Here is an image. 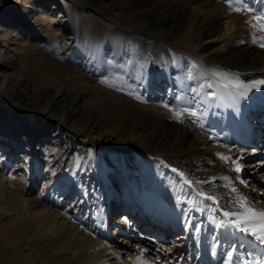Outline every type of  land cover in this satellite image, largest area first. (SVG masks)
<instances>
[{"label": "bare ground", "instance_id": "bare-ground-1", "mask_svg": "<svg viewBox=\"0 0 264 264\" xmlns=\"http://www.w3.org/2000/svg\"><path fill=\"white\" fill-rule=\"evenodd\" d=\"M15 1L0 0V14L11 6V17H0V131L9 133L8 119L15 136L23 130L35 133L14 139L0 132L8 141L0 143V264H114L113 259L131 254L119 264H136L141 255L148 264H177L183 251L195 256L192 264H222L226 249L214 247L213 238L222 231L216 227L218 212L197 192L214 195L221 204L233 195L246 196L248 205L264 211L244 190L259 193L255 182L246 187L247 172L241 178V162L264 155V51L250 42L236 44L243 35L249 41L264 39V22L250 15L260 11L264 18V0H247L251 11H234L235 0H54V11L40 0ZM58 17L67 25L61 26ZM20 27L36 29L45 41L33 48ZM213 35L236 48L224 52L215 44L219 58L207 61L194 48ZM155 57L165 66L155 67L151 76ZM193 111L196 116L188 115ZM51 126L52 145L42 149L44 158L34 153L35 177H27L31 168L19 167L20 161L14 165L10 157L15 149L7 146L8 157L1 147L17 145V152L30 154L33 142ZM76 139L82 151L71 155L68 149ZM207 140L215 144L213 151L203 148ZM26 159L31 163L30 155ZM44 159L50 179L34 195L45 176L38 172ZM132 163H142L137 179ZM245 166L256 174L264 170V160ZM89 171L94 193L95 181L103 188L109 171L123 180L127 207L140 213L123 212L117 201L124 200L108 195L114 192L109 185L105 205L97 197L100 191L91 197L96 211L86 210L87 191L72 205L74 216L63 209L58 190L69 193L67 184L81 189L82 181L87 189ZM230 171L238 174L237 184L229 182ZM233 187L237 193H231ZM118 212L123 214L115 220ZM190 222L201 230L194 233ZM177 224L182 233L162 244ZM115 231L118 241L136 244L110 245ZM249 251L246 259L253 264L264 259V246Z\"/></svg>", "mask_w": 264, "mask_h": 264}, {"label": "rangeland", "instance_id": "rangeland-1", "mask_svg": "<svg viewBox=\"0 0 264 264\" xmlns=\"http://www.w3.org/2000/svg\"><path fill=\"white\" fill-rule=\"evenodd\" d=\"M9 1V3L11 4V5H13L14 4V2H16L15 0H8ZM41 1V3L42 2H45L46 3V5H47V8H49V9H51V10H53L52 9V2H54V0H40ZM13 3V4H12ZM20 4V3H19ZM35 7V6H34ZM241 7V6H240ZM37 9V8H36ZM54 11V10H53ZM10 12H11V6L8 4V6H7V9L6 10H4V12H2L1 14H0V17H4L3 15H7V16H9V17H11V15H10ZM250 15H252V16H255V17H260V23L262 22H264V18H263V15L260 13V11H254V12H252V13H250ZM8 18V17H7ZM58 19L60 20V22H61V26L62 25H67V23L64 21L65 19H63V17H58ZM8 20H10L9 18H8ZM258 21V20H257ZM259 22V21H258ZM146 27V26H145ZM146 28H148V27H146ZM20 31H21V33H22V35H23V37L25 38V40H27L28 41V43L29 44H31L32 46H33V48H36V47H38L37 45H39L40 43H42V42H44L45 41V39H44V37H42V36H40V35H42V33L40 34V32H38L36 29L32 32H29L28 30H26V29H23L22 27H20ZM217 37V35H213V36H211V37H208V38H206V39H202L201 41V46H198L197 48H194L196 51H198L197 53H198V55H201V57L204 59V60H207V61H211V60H209V58H211V57H213V58H216V59H218L219 57H217V55H216V52L214 51V49L212 48V47H214L215 46V44L216 45H222L220 48L221 49H223L224 50V52H226V51H228V50H230V51H232V49L235 47V44H231V45H227V46H224V42H222V40L221 39H216V40H214L215 38ZM244 37V38H243ZM208 40H211V41H208ZM213 40H214V42H213ZM206 41V42H205ZM251 43L252 45H253V48H257L258 50H263L264 51V47H262L261 46V44L262 43H264V39H256V40H253V41H249V37L247 36V35H243L242 37H240L239 38V40H238V42L236 43V44H246V43ZM172 43V42H171ZM0 44H2V43H0ZM168 44H170V43H168ZM36 46V47H35ZM224 46V47H223ZM231 46V47H230ZM229 47V48H228ZM159 48V47H158ZM208 49V50H205L204 51V49ZM236 48V47H235ZM182 49H184L183 47H182ZM183 51H185V49L183 50ZM210 53H213V54H210ZM174 57V56H173ZM153 64L150 66L151 67V70H150V73H151V76H155L156 75V68H162V67H164L165 65H164V61H160L159 59H158V57H155V58H153ZM161 62V64H159ZM163 63V64H162ZM171 63L172 64H174V62L172 61V59H171ZM213 65H218V64H215L214 62H213ZM156 67V68H155ZM154 69H155V71H154ZM154 71V72H153ZM263 72H264V69L262 70ZM166 78V77H165ZM158 80V78H156L155 77V80L154 81H157ZM154 81H152V82H150V86H151V88L153 89V91H157L158 92V85L156 84V83H154ZM162 83L163 84H165V85H167V82H166V80L165 79H163L162 78ZM161 83V85H163ZM152 91V92H153ZM256 119V117H253L252 118V116H251V121H253V120H255ZM5 120H6V118H5ZM2 121H4V118L3 119H1L0 120V122H2ZM12 122V121H11ZM11 122H9L8 121V119H7V121H5V123L6 124H8L9 123V126H12L11 127V130L9 131V133L7 132V131H0L1 133H3V134H5L6 136H8L9 135V137H12V138H14V139H20V138H18V137H24L25 139H29L30 137H32V136H29V138H27V136L30 134V133H35L34 132V130L33 131H26V132H24V130L23 131H20V134H18V136L16 135L15 136V134H16V131H12L13 129H14V127H13V123H11ZM52 127V126H51ZM53 129H55V128H51V129H49V131L48 132H44V134L43 135H41L40 137H38V140H35L34 142H33V151H31V153L29 154L28 153V151L27 152H25L24 151V149H23V151L22 152H17V149H18V147H17V145H14V146H12V145H5V146H2L1 147V149H3V151H6L7 153L6 154H8V157H9V148H7V146L8 147H13L12 149H15V152H13V153H11V155H10V157L11 158H13V161L15 160V162H14V165L16 164V161H20L19 163H20V165H19V167L23 164V168H25V167H28V168H31V164H32V158L34 157L33 155H34V153H35V156H40V157H42L43 156V158H44V151L42 150L43 148H45L46 147V149L47 148H49L51 145H52V143H51V138L53 137V135H54V132L53 131H51V130H53ZM198 131L200 132L201 130L200 129H198ZM22 132H23V134H22ZM11 133V134H10ZM18 133V132H17ZM60 133V132H59ZM25 135H27V136H25ZM48 137H51L50 139L48 138ZM213 140V139H212ZM4 141L2 138H0V143H2V142ZM58 141H59V143L61 144V146L62 145H65V143L63 142L64 140H63V138L61 137V136H58ZM4 142H6V143H8V141H4ZM10 142V141H9ZM213 142L215 143V141L213 140ZM254 142V141H253ZM253 142L252 143H250V144H248L249 145V147H251V146H253L254 144H253ZM42 144V145H41ZM83 145L82 144V142L81 141H79V140H77L76 139V141H75V143H73L72 145H71V147L68 149V153L69 154H71V155H75L76 153H79L80 151H82L81 149V147H80V145ZM41 145V146H40ZM214 145L215 144H213V143H211L210 141H204L203 142V148L205 149V150H207V151H213V147H214ZM1 146V145H0ZM211 148V150H209ZM64 149H67V146H65V148ZM27 155H30V161H31V163H28V161H27V159H26V157H27ZM73 157V156H72ZM76 157V156H75ZM25 160V161H24ZM128 160H131V157L128 159ZM264 160V155H258V156H256V157H254V158H247V159H244L242 162H241V168H242V172H241V178L243 179V178H245V176H246V172H247V176H248V180H251L249 183H248V185L247 186H250L251 184H253L254 182H255V186H256V188H258V192L259 193H253L254 192V190L252 191V190H249L248 188H245L244 190H246V193H248L249 194V197H251V199H252V202L253 203H255V204H257L258 205V207L260 208V209H262V210H264V170L263 171H261V172H258V173H256V174H252L253 172H252V170L253 169H251V168H246V166L245 165H248L249 164V162H254V161H263ZM117 161L119 162V163H123L125 160L123 159V158H119V157H117ZM24 162H26V163H24ZM128 163H130V162H128ZM22 167V166H21ZM47 167V162H46V160L44 159V161H42L41 162V167H39V169H38V172L39 173H41V174H43V175H45L43 178H42V180H38L37 181V185L35 186V188H34V195H37L38 194V192H39V190L41 191V186H42V181L43 180H45V179H50L49 178V174H47V173H45V172H48V170L47 169H45ZM131 167H134V170H135V173H134V175H135V177H136V179L137 178H139L140 177V172H141V169H142V163H140V164H134V163H132L131 164ZM263 167V166H262ZM264 168V167H263ZM6 170V172H7V174H9L11 171H12V165H9V166H7L6 168H5ZM18 173H20V171H18ZM131 173H132V171H131ZM130 173V174H131ZM89 178L88 179H91V180H89L88 181V183H89V187L87 188V189H85V188H82L83 186H84V184H83V181H82V187H81V189H78V188H75V185L74 184H71V185H69V184H67L68 186L67 187H72V189L71 190H69L70 192L69 193H64V191H65V189H63L62 191H60V189L58 190V192H59V194L57 195L58 197H59V199H61V201L62 202H64V203H62V205H63V209H66V208H69L70 210L68 211L71 215H75V213L73 212L74 211V208H73V204H76V203H80V200H83V193L84 192H86L87 191V197H86V201H87V203H88V206L86 207V210L87 209H89V211H91L92 212V210H93V212L94 211H96L97 209H98V207L96 206V204H94V201L92 200V198L91 197H93L95 194H96V192H98V191H100L102 194H101V196L99 197V196H97L98 197V199L99 200H101L102 201V203H103V205H105V203H106V199L108 198V197H106L105 198V196H106V190L107 189H104V188H107L108 187V185H109V188L111 189V191H113L114 190V192H107V194L108 195H113V194H115V196H113V197H119V198H121L122 200H124V201H117L118 203H122L121 205H120V208H122V211L124 212V211H126V210H128V211H130L131 213H137V212H139L140 213V211H138V210H136L135 208H128L127 207V202H128V197L127 196H125V193H124V195L122 194V187H121V185L123 184V180H117V179H115L114 178V174H111V171H109V173L107 174V175H109L108 177H110L111 176V182L110 183H108L109 181V179H108V177H107V179H105V186H103V188H101L102 187V185H99L98 184V182H96L95 181V183H94V187H93V190L94 189H96V191H95V193L91 190V184H92V179L94 178V173H92V171H89ZM133 174V173H132ZM132 174L130 175V176H132ZM115 175H117L119 178H121L120 177V175L118 174V173H115ZM27 177H31V178H34L35 177V174L33 173V168H31V172L29 173L28 172V174H27ZM230 179H229V182H232V181H234L235 183H236V178H239L238 177V174L236 175L235 173H234V171H230ZM240 179V178H239ZM56 182L57 181V186L58 185H60V187L59 188H63L62 187V181H60L59 179H57L56 180V178H54V180H53V182ZM106 183H107V185H106ZM237 184V183H236ZM246 186V187H247ZM101 188V189H100ZM256 188H255V191H256ZM67 189V188H66ZM89 190V191H88ZM250 191V192H249ZM252 191V192H251ZM48 194V193H47ZM88 194H89V196H88ZM121 195V196H120ZM47 196V195H46ZM244 197H246V196H244ZM47 199H48V196H47ZM117 203V204H118ZM129 203H132V200H131V202H129ZM137 203H138V198H137ZM135 204V203H134ZM114 205V204H113ZM108 206V205H107ZM138 206V205H137ZM139 207V206H138ZM128 208V209H127ZM140 208V207H139ZM124 209V210H123ZM256 210V209H255ZM123 212H121V213H119L118 212V214L117 215H115L113 218L116 220L117 218H118V216H120L121 214H123ZM153 213H155V212H153ZM153 214H151V216H152ZM218 216L220 217V213L218 212ZM154 217V216H153ZM145 219H146V217H143V220L145 221ZM147 220H149V224H153L154 222L151 220V219H147ZM146 220V221H147ZM112 223H114V221H112L111 222V225H112ZM113 230V229H112ZM111 230V231H112ZM175 231V232H174ZM173 232H171V234H169V235H167V239L164 241V243H162V244H166V245H168V244H171V243H173L174 242V240L176 241V237H177V234H179V233H182V230H181V228L179 227V225L177 224V227L175 228V230H174ZM117 233V231H115L112 235H113V240L111 239L110 241H113V243H111L110 245H115V244H119V245H124L126 242H129L130 244L131 243H133V244H136V241H132V239H130V241H128V239L127 240H125L124 239V241H122V240H117V238L118 237H120L121 235H117L116 234ZM174 238V239H173ZM145 243H149V244H152L150 241H148V240H145ZM126 245V244H125ZM116 249V247L115 246H112V249ZM118 250V249H117ZM133 254H131L130 256H132ZM130 256H128V257H125V258H121L120 257V259H113V261L112 262H114V264H119L120 262H124V263H126L127 261H128V258L130 257ZM182 261H179V262H177V264H192L193 262H196L197 260L196 259H194L195 258V256L194 255H191V256H189V253L187 252V251H183V253H182ZM208 259V258H207ZM176 262V261H175ZM207 263H211V262H208L207 261Z\"/></svg>", "mask_w": 264, "mask_h": 264}, {"label": "snow or ice", "instance_id": "snow-or-ice-1", "mask_svg": "<svg viewBox=\"0 0 264 264\" xmlns=\"http://www.w3.org/2000/svg\"><path fill=\"white\" fill-rule=\"evenodd\" d=\"M232 2V0H228ZM236 7L234 11H251L248 6L247 0H235ZM243 4V9L239 6ZM257 20L260 17H256ZM256 25H253L255 27ZM264 47V43L261 44ZM168 107V105H164ZM177 118H180L182 113H175ZM188 115L196 116V112H189ZM221 159L228 160V157L221 155ZM236 163L235 171L239 172L238 161ZM173 172H177V169H172ZM178 175L184 178V182L192 186V180L188 179L183 172H178ZM226 181L227 177L224 178ZM212 181H197L196 184L201 183H211ZM243 182V181H241ZM227 186V185H225ZM247 186V185H246ZM231 193H237L236 188H231ZM197 195L203 197L212 202L215 205L214 211L220 213V217L217 219L216 227L221 229L219 237L214 236L216 240V245L214 247H221L226 249L223 253L225 259L222 264H253L252 261L246 259V257L251 256L252 252L249 249H257L260 246H264V211L254 210L247 203V198L242 195H233L228 198V200L221 204L220 199L214 195H208L202 190L197 192ZM193 232H199L201 230V225L192 224L191 222L187 225ZM221 240L223 241L221 243ZM215 254V252H213ZM136 264H148L147 261L143 259V255L137 257ZM255 264H264V259L255 261Z\"/></svg>", "mask_w": 264, "mask_h": 264}]
</instances>
